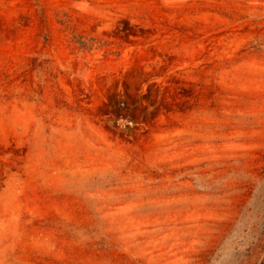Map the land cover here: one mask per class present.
Instances as JSON below:
<instances>
[{"label": "rangeland", "instance_id": "rangeland-1", "mask_svg": "<svg viewBox=\"0 0 264 264\" xmlns=\"http://www.w3.org/2000/svg\"><path fill=\"white\" fill-rule=\"evenodd\" d=\"M0 264H264V0H0Z\"/></svg>", "mask_w": 264, "mask_h": 264}, {"label": "bare ground", "instance_id": "bare-ground-1", "mask_svg": "<svg viewBox=\"0 0 264 264\" xmlns=\"http://www.w3.org/2000/svg\"><path fill=\"white\" fill-rule=\"evenodd\" d=\"M16 181V180H15Z\"/></svg>", "mask_w": 264, "mask_h": 264}]
</instances>
